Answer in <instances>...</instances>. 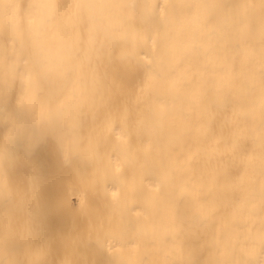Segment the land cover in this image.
<instances>
[{
	"label": "bare ground",
	"instance_id": "obj_1",
	"mask_svg": "<svg viewBox=\"0 0 264 264\" xmlns=\"http://www.w3.org/2000/svg\"><path fill=\"white\" fill-rule=\"evenodd\" d=\"M0 264H264V0H0Z\"/></svg>",
	"mask_w": 264,
	"mask_h": 264
}]
</instances>
